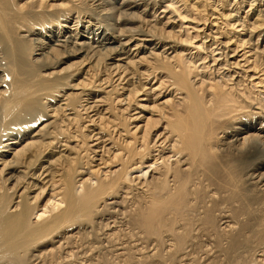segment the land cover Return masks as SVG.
<instances>
[{
    "label": "bare ground",
    "instance_id": "bare-ground-1",
    "mask_svg": "<svg viewBox=\"0 0 264 264\" xmlns=\"http://www.w3.org/2000/svg\"><path fill=\"white\" fill-rule=\"evenodd\" d=\"M263 43L264 0H0V264H264Z\"/></svg>",
    "mask_w": 264,
    "mask_h": 264
},
{
    "label": "rangeland",
    "instance_id": "rangeland-1",
    "mask_svg": "<svg viewBox=\"0 0 264 264\" xmlns=\"http://www.w3.org/2000/svg\"><path fill=\"white\" fill-rule=\"evenodd\" d=\"M154 11H155V10H154ZM154 11H153V12H154ZM159 11H160V9H159ZM263 44H264V43H263ZM159 51H160V50H159ZM143 97H145V96H143ZM143 97H142V98H143ZM145 98H147V97H145ZM142 102H146V101H142ZM150 108H151V107H150ZM150 108L146 109L145 111H153V109H150ZM138 111H140V110H138ZM146 114H148V112H147Z\"/></svg>",
    "mask_w": 264,
    "mask_h": 264
}]
</instances>
